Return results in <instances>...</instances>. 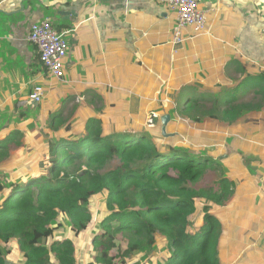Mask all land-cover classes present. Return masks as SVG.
Returning a JSON list of instances; mask_svg holds the SVG:
<instances>
[{"label": "trees", "instance_id": "obj_1", "mask_svg": "<svg viewBox=\"0 0 264 264\" xmlns=\"http://www.w3.org/2000/svg\"><path fill=\"white\" fill-rule=\"evenodd\" d=\"M239 99L197 96L163 103L151 127L131 129L109 128L96 115L77 124L61 108L45 114L44 127L28 129L39 141L22 165L29 171H0V264L7 254L20 264H77L78 238L93 231L94 223L100 233L86 234L82 251L89 252V261L82 264L126 263L133 253L144 259L159 237L169 252L159 264H264V249L253 244L255 235L247 231L250 213L258 211L249 203L255 188L243 184L244 175H257L259 168L237 155L244 158L253 146L240 122L248 120L242 110L256 106ZM166 113L171 135L163 136L160 116ZM228 135L243 141H227L223 157L226 149L220 154L214 145L225 146ZM253 141L259 143L258 133ZM29 146L23 130L3 133L0 170L11 167L14 163L6 161ZM208 169L222 171L215 190L197 184ZM65 219L72 237L56 239ZM237 233L240 238L233 237ZM120 237L129 239L124 249L118 246ZM9 242L19 258L12 244L5 247Z\"/></svg>", "mask_w": 264, "mask_h": 264}, {"label": "crops", "instance_id": "obj_2", "mask_svg": "<svg viewBox=\"0 0 264 264\" xmlns=\"http://www.w3.org/2000/svg\"><path fill=\"white\" fill-rule=\"evenodd\" d=\"M200 5L207 12L204 30L187 28L183 42L174 46V14L156 0H0V137L19 128L30 145L6 171L25 174L22 165L39 144L28 129L44 127L45 114L59 108L77 124L96 115L109 128L131 129L163 110V103L197 96L253 97L254 104H245L256 108L247 109L243 118L248 120L240 125L253 145L248 155L258 156L250 160L259 173L248 171L243 184L255 188L249 203L258 210L250 213L247 231L264 249V0H202ZM42 19H49L67 42L61 77L47 72L27 39L30 25ZM36 85L44 93L40 105L28 101ZM21 112L29 117L23 119ZM81 237L86 234L78 238L82 248ZM76 252L82 264L80 252H89ZM168 254L160 244L144 259L133 253L135 258L118 264H159ZM13 261L7 254L5 264H18Z\"/></svg>", "mask_w": 264, "mask_h": 264}, {"label": "built area", "instance_id": "obj_3", "mask_svg": "<svg viewBox=\"0 0 264 264\" xmlns=\"http://www.w3.org/2000/svg\"><path fill=\"white\" fill-rule=\"evenodd\" d=\"M166 5L174 14L175 22L172 27L171 42L178 46L184 40V31L190 28L193 32L204 30L207 22V12L201 7L202 0H156ZM264 44V28H263ZM29 42L34 44L39 52V59L47 72L56 77L64 75V59L66 57L67 42L62 34L58 33L49 19H42L30 25L27 35ZM174 53L177 52L175 48ZM43 94L42 87L36 85L29 94L30 103L39 102ZM157 114L151 112L146 125L151 127Z\"/></svg>", "mask_w": 264, "mask_h": 264}, {"label": "rangeland", "instance_id": "obj_4", "mask_svg": "<svg viewBox=\"0 0 264 264\" xmlns=\"http://www.w3.org/2000/svg\"><path fill=\"white\" fill-rule=\"evenodd\" d=\"M43 96H44V93L42 94V97H41V99L40 100H42V98H43ZM25 99H26V97H25ZM39 100V101H40ZM257 101V99H255V98H247V100H242V99H240L239 100V102H249V103H252V104H254L255 102ZM34 103V102H33ZM212 104V102L209 100V102H207V105L208 106H210ZM248 113V110L247 109H243L242 110V113H241V115L243 116L244 114H247ZM65 116H66V113L64 114ZM104 122H107V121H104ZM107 124V123H106ZM145 125V124H144ZM143 125V126H144ZM146 126V125H145ZM227 140H228V143L229 144H231L233 141L232 140H235V141H243V138H240V137H234V139H232V136H230V135H228L227 136ZM227 140L224 142V144H225V146H223V145H218L217 144V146L220 148L219 149V152H220V154H222L224 151H223V149H226V152L225 153H223L224 155H223V157H225L226 156V153H227ZM215 146V145H214ZM239 147L240 148H242V144L241 143H239ZM13 150V149H12ZM219 154V155H220ZM237 155H238V157L242 160V161H244V159L245 158H249V164H250V159H257L258 158V156L256 155V156H250V155H248V154H243V157L244 158H242V156H241V154H239V153H237ZM17 161H19L18 159H14V160H8V161H6V162H8V163H15L16 164V162ZM248 161V160H247ZM252 166H253V168H255L254 166H256L255 164H251ZM7 166H9V165H7ZM3 169L2 170H0V171H2V172H4V170H6L7 168H5V167H2ZM258 168H259V166H258ZM250 169V166L248 165V170ZM226 170H228L227 168H224L223 169V172H226V173H228V171H226ZM208 172L205 174V176L204 177H202L201 178V180L199 181V182H197V184L199 185V186H201L202 188H206V189H208V187H210L212 190H215V189H217L218 188V184H216V183H214V181L216 180H218L219 178H221V176H222V171L221 170H213V169H208L207 170ZM240 174H242V173H240ZM100 204H101V198H99V199H97V205H96V208H98L99 206H100ZM63 225H61V227H60V229L59 230H57L56 232H55V238L56 239H61V238H64V237H68V238H71L72 237V234H71V232H70V230H69V226H68V223H67V221H66V219L65 220H63V223H62ZM98 224L97 223H94L93 224V231H91L90 233H86L88 236L90 235V236H92V234H95V233H100L99 232V230H98ZM119 236H121V235H119ZM86 238L87 237H85V238H80L81 239V246L83 245V244H85V241H86ZM126 239H124V238H122V237H120V240L118 239V242H119V244H118V246L120 247V249H124V248H126L127 247V242L129 241V239L127 238V237H125ZM74 239V238H73ZM46 243H49L50 242V239H48V240H46L45 241ZM74 242L77 244V241H76V239H74ZM10 244H12L13 246H14V248H13V253L14 254H17V258H19V252H18V250L16 249V245L14 244V243H12V242H9V243H6L5 244V247L6 248H8V246L10 245ZM160 244H162L163 246L165 245V241H164V237H159L158 239H156V241H155V243H154V245L155 246H159ZM77 246H78V244H77ZM81 247H77V251H81ZM90 250V252H91V257L93 258V251H92V247H91V249H89ZM118 248L117 249H114V250H112V252H111V255H114L115 253H118ZM83 252V251H82ZM89 254V253H88ZM88 254H87V256H85V255H83L81 252H80V262H82V263H85V262H88L89 261V258H88ZM77 257H79V254H78V252H76V260H77ZM13 262H15V263H18V261H13ZM118 262H119V260L117 259L116 260V264H118ZM18 264H20V263H18Z\"/></svg>", "mask_w": 264, "mask_h": 264}, {"label": "water", "instance_id": "obj_5", "mask_svg": "<svg viewBox=\"0 0 264 264\" xmlns=\"http://www.w3.org/2000/svg\"><path fill=\"white\" fill-rule=\"evenodd\" d=\"M170 120V115L169 114H163L160 116V130L163 136L171 135V133L166 132V125L168 121Z\"/></svg>", "mask_w": 264, "mask_h": 264}, {"label": "clouds", "instance_id": "obj_6", "mask_svg": "<svg viewBox=\"0 0 264 264\" xmlns=\"http://www.w3.org/2000/svg\"><path fill=\"white\" fill-rule=\"evenodd\" d=\"M157 116H158V114H157ZM145 125H146V123H145ZM147 126V125H146Z\"/></svg>", "mask_w": 264, "mask_h": 264}]
</instances>
